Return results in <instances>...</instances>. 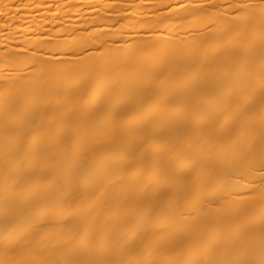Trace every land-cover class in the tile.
<instances>
[{
    "label": "bare ground",
    "instance_id": "1",
    "mask_svg": "<svg viewBox=\"0 0 264 264\" xmlns=\"http://www.w3.org/2000/svg\"><path fill=\"white\" fill-rule=\"evenodd\" d=\"M0 264H264V0H0Z\"/></svg>",
    "mask_w": 264,
    "mask_h": 264
}]
</instances>
